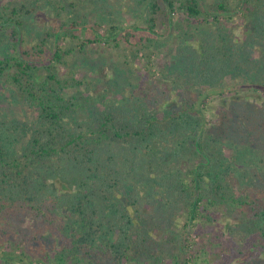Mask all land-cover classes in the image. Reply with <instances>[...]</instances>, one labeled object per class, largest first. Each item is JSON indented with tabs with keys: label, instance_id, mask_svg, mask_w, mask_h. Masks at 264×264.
Here are the masks:
<instances>
[{
	"label": "trees",
	"instance_id": "1",
	"mask_svg": "<svg viewBox=\"0 0 264 264\" xmlns=\"http://www.w3.org/2000/svg\"><path fill=\"white\" fill-rule=\"evenodd\" d=\"M4 1L0 264H264V0H137L129 26L92 23L79 0ZM44 7L58 21L32 40ZM238 14L244 42L228 28ZM96 44L130 68L159 60L160 91L94 96L76 56ZM226 78L258 106L235 102L208 126ZM9 98L23 115L1 108ZM224 210L239 222L202 240Z\"/></svg>",
	"mask_w": 264,
	"mask_h": 264
},
{
	"label": "rangeland",
	"instance_id": "2",
	"mask_svg": "<svg viewBox=\"0 0 264 264\" xmlns=\"http://www.w3.org/2000/svg\"><path fill=\"white\" fill-rule=\"evenodd\" d=\"M79 1V4L85 5V9L82 12L86 13L91 18L92 23L97 20L102 21V17H106V21L110 19V22L112 18H115L124 26H129L135 22V18L131 17L132 15L131 13H129V11H134L139 7L137 4V0H107L104 3L106 7L103 3H94V0ZM3 2L5 1L1 0V3ZM97 12H101V14H98ZM174 13L175 14L172 15V17L177 18L178 12L176 11ZM57 21L58 18L55 16V13L49 7H44V9L40 10L34 16V18L30 21V24L28 25L31 39L33 40L40 31ZM245 23L246 22L244 21L242 15L239 14L233 19V21L229 22L228 28L234 31V38L237 42H244L248 37L247 31L244 30ZM104 24L108 25V23H103L102 25ZM104 28L105 27H102L100 31L103 32ZM173 43L174 45L172 48L164 51L162 61H173L172 56H175L177 52V43ZM193 44L196 47L198 46L196 42H193ZM166 53L167 55L165 56ZM76 61V68L79 75H84L93 82L94 88H92V91L94 96L96 94L99 97L106 95L110 99L116 101H121L126 96L128 98H132V102L134 103L138 99H142L144 97L145 91L149 92L150 90H154V93L156 94L160 91L159 88H161V84L159 85V81L161 74L159 72V67L157 66L159 60H155L153 61V63L149 64L151 68L147 67V63L145 60H141L139 65H137L136 67L130 68L129 65H124L122 63L123 58H121V54L117 49L108 48L107 46L96 44L89 46L85 53L78 54L76 56ZM225 83L227 88L221 95L210 97L207 100L209 105L205 109L204 120L206 121L208 126L218 125L220 123V118L218 117H221V114H223V112H226L231 104L235 102L242 103L243 100L247 98L250 102L258 106L259 102L257 93L248 91H240L239 93L235 92L242 88H250V85L235 86V83L229 80V78L225 79ZM105 89H107V91H105ZM172 101L177 102L178 97L176 95H173ZM137 102L140 103V101ZM1 108L7 113L10 112V114L16 113L23 115L22 104H18L10 98L2 101ZM214 113L217 117H214ZM32 117L35 118L34 113L32 114ZM234 118L236 119L234 120L235 123H237L238 117ZM227 154L232 153L231 151L227 150ZM148 169L151 170V168ZM148 169L146 168L145 171L150 172ZM237 169L241 170V168H233V171L236 173ZM231 182L234 184L235 188H237V185L235 184L236 182H234L233 177ZM64 184L60 183L58 187L63 190H68L69 192L71 189L75 188V183H73L72 186L71 184ZM148 210L150 212L152 209L150 208ZM229 213H231L232 216ZM239 218L240 215L237 213L233 214L228 210H224V212L221 211L219 214L220 222L214 225L206 226L205 229H208V232L203 233L201 239L208 241L210 233L214 231L228 232V228H225V225L229 227L232 223L239 222ZM174 230L176 232L180 231L179 229ZM192 238H195V236H192ZM207 264H220L219 258L211 257L209 258V262Z\"/></svg>",
	"mask_w": 264,
	"mask_h": 264
},
{
	"label": "built area",
	"instance_id": "3",
	"mask_svg": "<svg viewBox=\"0 0 264 264\" xmlns=\"http://www.w3.org/2000/svg\"><path fill=\"white\" fill-rule=\"evenodd\" d=\"M175 13H173V15H174Z\"/></svg>",
	"mask_w": 264,
	"mask_h": 264
}]
</instances>
